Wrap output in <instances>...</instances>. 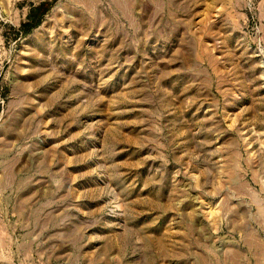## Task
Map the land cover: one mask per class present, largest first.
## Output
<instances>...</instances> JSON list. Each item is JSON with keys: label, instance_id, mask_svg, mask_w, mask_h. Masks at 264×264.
Here are the masks:
<instances>
[{"label": "rangeland", "instance_id": "1", "mask_svg": "<svg viewBox=\"0 0 264 264\" xmlns=\"http://www.w3.org/2000/svg\"><path fill=\"white\" fill-rule=\"evenodd\" d=\"M0 264H264V0H0Z\"/></svg>", "mask_w": 264, "mask_h": 264}]
</instances>
